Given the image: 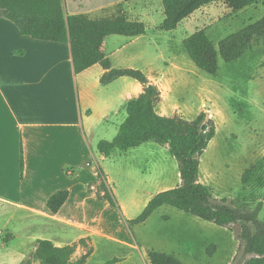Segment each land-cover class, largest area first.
Instances as JSON below:
<instances>
[{
  "label": "crops",
  "instance_id": "1",
  "mask_svg": "<svg viewBox=\"0 0 264 264\" xmlns=\"http://www.w3.org/2000/svg\"><path fill=\"white\" fill-rule=\"evenodd\" d=\"M62 3L66 18L84 15L97 20L114 17L122 10L130 21L147 26L146 34L139 37L105 38L102 52L116 69L141 70L161 90L167 70H183L188 65L184 55L165 61L158 37L150 36L172 35L162 34L160 29L165 18L162 0ZM104 73L97 64L76 74L69 43L23 36L13 22L0 17V219H7L0 236L6 235L4 246L24 240L22 250L9 256L10 264H22L30 258L39 240L64 247L85 239L93 248L86 264H151L148 252L158 251L159 245L141 228L133 232L129 221L137 215H130L127 204L121 202L118 213L89 191L98 181L100 163L118 152L105 157L98 144L115 139L127 119L126 104L144 91L143 85L130 77L103 86ZM165 101L163 93L157 112L172 116L164 110ZM105 174L109 182L107 170ZM179 185L158 184L142 208L158 193ZM62 190L69 191V199L53 214L48 201ZM130 198L132 203L142 199L137 191L131 192ZM84 253L85 247L78 245L74 258Z\"/></svg>",
  "mask_w": 264,
  "mask_h": 264
},
{
  "label": "rangeland",
  "instance_id": "2",
  "mask_svg": "<svg viewBox=\"0 0 264 264\" xmlns=\"http://www.w3.org/2000/svg\"><path fill=\"white\" fill-rule=\"evenodd\" d=\"M263 17L264 0L241 11H233L224 0H216L177 31L167 32L171 37L150 36L158 37L165 61L184 55L188 62L183 70L166 71L167 76L160 83L162 98L163 93L166 98L164 110L187 120H194L205 112L216 125V137L201 157V182L216 199L226 200L235 207L255 210L261 204L259 219L264 222V190L259 185L264 173V41H255L236 62L226 63L219 58L216 77L201 71L183 46L185 38L200 30H205L218 45L227 36ZM100 164L110 175L108 183L119 206L121 202L127 204L130 215L137 217L146 208H142L144 199L157 191L158 184H181L176 159L167 147L153 142L127 155L118 151ZM249 168H254L257 176L247 189L242 178ZM134 191L142 198L140 203L131 202L130 193ZM6 221V218L0 219L3 233ZM130 227L135 234L141 228L146 237L159 245L158 251L174 254L185 264H238L242 259L241 224L222 227L164 206L146 225ZM5 238V234L0 236V264H10L9 256L21 251L24 245V240L19 238L4 246Z\"/></svg>",
  "mask_w": 264,
  "mask_h": 264
},
{
  "label": "trees",
  "instance_id": "3",
  "mask_svg": "<svg viewBox=\"0 0 264 264\" xmlns=\"http://www.w3.org/2000/svg\"><path fill=\"white\" fill-rule=\"evenodd\" d=\"M215 1L162 0L165 18L160 29L165 32L177 30L184 20ZM224 1L233 11H241L263 0ZM0 17L13 22L23 36L39 41L69 43L76 74L99 64L105 70L101 78L103 86L121 77L133 78L143 85V93L126 104L127 119L115 139L101 141L98 149L105 157H110L116 151L126 153L148 142L165 146L178 163L181 184L155 195L142 214L129 221L130 225L145 223L164 206L222 227L241 224L242 259L238 264H264V222L259 219L261 204L255 210L235 207L226 200L216 199L210 188L200 180L201 157L217 133L214 120L208 118L205 112L194 120H187L177 113L173 116L160 115L157 112L162 100L160 88L141 70L114 68L102 52L108 36L133 38L146 34L144 23L130 21L122 10L111 18L94 20L84 15L66 18L62 0H0ZM257 40L264 41V17L227 36L218 45L212 42L205 30H200L187 37L183 46L201 71L216 77L220 69L219 58L226 63L236 62ZM256 176L254 168L247 169L242 178L244 187L250 188ZM259 185L264 190V173ZM89 191L121 210L101 167L98 168V181L90 185ZM69 196L68 190L52 195L47 204L49 211L57 214ZM78 245L85 247V253L75 259ZM92 252L93 248L87 245L85 239L64 247H57L50 240H39L34 253L22 264H86ZM148 257L151 264H185L176 255L157 250H150Z\"/></svg>",
  "mask_w": 264,
  "mask_h": 264
}]
</instances>
